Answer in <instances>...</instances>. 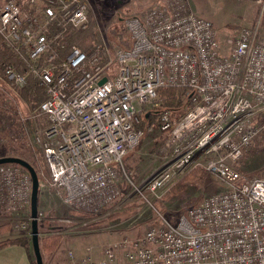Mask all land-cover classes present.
<instances>
[{
    "label": "built area",
    "instance_id": "2783aa9c",
    "mask_svg": "<svg viewBox=\"0 0 264 264\" xmlns=\"http://www.w3.org/2000/svg\"><path fill=\"white\" fill-rule=\"evenodd\" d=\"M158 3L125 19L130 40L115 48L116 68L104 73L113 60L105 44L72 45L63 54L62 36L87 26L86 0H0V38L45 86L38 111L47 126L39 142L48 185L64 204L97 213L120 194V176L156 193L194 164L228 185L137 241L107 245L99 256L76 258L70 251V258L75 264H264V178L244 182L234 167L264 129L259 27H242L221 53L211 21L187 0ZM4 74L15 85L25 83L10 64ZM164 87L185 88L187 100L180 109L158 111L168 159L136 186L124 157L143 134L139 114L149 116ZM30 195L29 173L1 164L0 207L19 213L30 207Z\"/></svg>",
    "mask_w": 264,
    "mask_h": 264
},
{
    "label": "rangeland",
    "instance_id": "374dc122",
    "mask_svg": "<svg viewBox=\"0 0 264 264\" xmlns=\"http://www.w3.org/2000/svg\"><path fill=\"white\" fill-rule=\"evenodd\" d=\"M160 1L163 0H87L89 14L94 19L95 31L101 38L100 43L106 45L113 59L104 73L116 68L113 57L115 48L130 40L124 26L125 19L146 11ZM187 2L190 10L196 15L211 21L221 53L229 51L237 32L242 27L257 24L259 38L264 40L262 21L264 0H187ZM19 87L0 77V143L6 145L12 143L17 150L16 153L28 161L37 172L39 239L53 232H59L63 236L60 246L54 253L41 252L43 264H75L70 258V251L76 258L85 254L99 256L107 245L118 244L125 239L137 241L149 228L161 227L165 221L175 223L181 213L188 208L197 206L205 197L228 188L223 180L211 172L187 181L185 189L178 194L169 191L170 184L156 193H151L146 189L138 190L124 183L118 197L106 208L82 216L79 214L80 210L64 204L60 191L48 185L49 174L39 142L42 140L41 132L47 126V119L37 108L28 107L21 98L12 99V95L14 98L17 97L16 89ZM12 102L15 103L14 107L11 106ZM155 105L156 101H153V105L148 106L147 110L153 109ZM140 117L145 122L143 134L139 143L127 152L123 161L124 167L131 170L130 178L136 186L150 178L168 159L167 155H162L158 151L153 153L150 150L156 142L166 141V133L156 124L146 126L148 116H141V113L139 123ZM44 123L46 126H41ZM237 164L236 170L243 181L264 178L262 131L246 147L245 154H242ZM197 168L201 167L191 165L182 177ZM119 181L122 183L124 178L120 176ZM114 213H116L114 219H107ZM18 215L19 217L13 218L9 211L0 207V216L4 218L0 220V224L10 223L11 230L7 233L10 236H30V207H24L23 211L15 216ZM26 223H29V228H22ZM29 245L32 250L31 240Z\"/></svg>",
    "mask_w": 264,
    "mask_h": 264
},
{
    "label": "trees",
    "instance_id": "16d2710c",
    "mask_svg": "<svg viewBox=\"0 0 264 264\" xmlns=\"http://www.w3.org/2000/svg\"><path fill=\"white\" fill-rule=\"evenodd\" d=\"M62 37L64 38L63 41H65L67 46V49L63 51V54H66V52L69 51L72 45H76L80 47L82 50H88L101 44L100 43L101 38L98 32L95 31L94 19L90 14L85 29L70 28L68 30V33H66ZM6 64L12 65L17 72L25 75L24 85L16 89L17 97L14 98V96L12 95L11 96L12 99L17 100L19 97L31 109H35V108L38 109L42 101L45 100L46 98L45 86L41 84V82L32 73V70L30 68V62L28 60L25 61L21 59L14 52V50L9 46H7L0 38V77L5 78L9 83L14 85V83L8 80L4 74V67ZM186 93H187L186 89L180 87H164L158 89V99L156 100L157 105L153 107V111H151L150 115L148 116V122H147L148 124L146 123V126H149L151 124H156L160 128V113L158 111L180 109L187 100ZM11 106L14 107L15 103L12 102ZM146 108L147 106L144 107V109ZM141 116H145L144 112L141 113ZM144 123L145 122H143V120L140 117V123L137 124L136 127L141 128L143 130V127L145 126ZM41 126L45 127L46 123L41 124ZM262 136H264V129H262ZM11 144L12 143L6 145L0 143V157H4V156L22 157L20 154L16 153L17 150L14 149V145ZM163 145H164V140H161L159 142H156L154 146L150 148V150L153 153L158 151L161 152L162 155H166L167 152L163 150ZM245 152H246V148L243 150V155L245 154ZM237 163L238 161L234 164L235 168L236 167L238 168ZM22 169L25 170L23 167ZM125 172L127 176L130 178L129 173H131V170L129 169V167H125ZM207 174L208 171H206L205 169L197 168L191 171L190 173L186 174L180 180L176 181L173 185H171L169 191L178 194L185 189L187 181L195 180ZM124 183L125 182L121 183V188L123 187ZM79 212H80L79 214L82 216L93 214L84 211L81 212V210ZM115 214L116 213L109 215L107 219H114ZM10 230H11V225L9 222L0 224V248L8 245H25L31 250V247L29 245V241L31 240V237L29 235L10 236L7 234ZM62 238L63 236L59 232H53L44 235L41 239H39L41 252L45 254L54 253L60 246L62 242ZM31 257L34 260L33 264H36L32 250H31Z\"/></svg>",
    "mask_w": 264,
    "mask_h": 264
},
{
    "label": "water",
    "instance_id": "95a60500",
    "mask_svg": "<svg viewBox=\"0 0 264 264\" xmlns=\"http://www.w3.org/2000/svg\"><path fill=\"white\" fill-rule=\"evenodd\" d=\"M106 77H103L98 84L104 83ZM1 164H17L23 167L30 175L31 178V195H30V237L32 251L36 264H43L42 253L39 243L38 231V194H39V179L35 168L25 159L16 156L0 157Z\"/></svg>",
    "mask_w": 264,
    "mask_h": 264
},
{
    "label": "crops",
    "instance_id": "0c3cea01",
    "mask_svg": "<svg viewBox=\"0 0 264 264\" xmlns=\"http://www.w3.org/2000/svg\"><path fill=\"white\" fill-rule=\"evenodd\" d=\"M88 18H89V10H88ZM16 214L18 213L16 212L11 216L13 218L19 217V215L15 216ZM21 215H24V213H21ZM2 219L4 218L0 216V220ZM0 264H33V258L31 257V250L25 245H8L2 247L0 248Z\"/></svg>",
    "mask_w": 264,
    "mask_h": 264
}]
</instances>
